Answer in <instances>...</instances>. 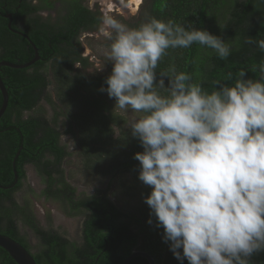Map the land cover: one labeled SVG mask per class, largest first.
I'll return each instance as SVG.
<instances>
[{"label":"trees","instance_id":"1","mask_svg":"<svg viewBox=\"0 0 264 264\" xmlns=\"http://www.w3.org/2000/svg\"><path fill=\"white\" fill-rule=\"evenodd\" d=\"M97 12L80 7L74 20L63 27L55 26L59 29H52L47 38L51 48L46 50L44 62L35 71L7 68L1 72L10 96L8 109L0 120V144L9 146L0 147V233L23 244L38 264H123L134 251L149 253L157 264H181L163 242L162 229L155 226V221L148 223L150 209L144 196L151 189L138 179L139 162L134 159L135 153L143 148L131 136L130 129L124 128L125 118L117 113L115 100L100 91L102 86L107 87L105 80L113 65L109 64L108 73L100 76L74 70L75 63L88 65L79 39L82 30H94L99 25ZM138 16L129 23L130 27H138L150 17L165 22L173 20L184 26L206 29L233 45L226 60L197 43L190 48L169 49L158 62V76L171 75L175 68L177 73L190 74L192 82L200 83L209 93L218 84L231 86L240 69L248 70L249 77L258 78L251 68L264 61V52L245 41L264 38L262 0H147ZM48 64H51L52 81L44 70ZM230 73L233 78H229ZM51 85L77 128L84 169L110 178V184L115 182L125 195L138 200V207L134 208L137 214L132 216L138 230L124 220L129 215L111 200L110 184L92 195H77L76 188L64 175V163L71 153L61 144L63 133L58 126L39 116L23 118L24 112L34 110L45 98ZM157 91L168 95L164 89ZM3 101L0 91V109ZM28 164L35 165L42 175L46 199L63 203L70 216H84L81 243L71 241L58 231L44 229L30 209V203L21 205L16 199V190L22 188L27 177ZM15 170L19 177L17 184ZM10 185L13 187H6ZM20 223L39 239L37 253L21 233ZM0 264H17L1 246ZM129 264L150 262L136 257ZM183 264L188 261L184 260ZM251 264H264V252L254 254Z\"/></svg>","mask_w":264,"mask_h":264},{"label":"clouds","instance_id":"2","mask_svg":"<svg viewBox=\"0 0 264 264\" xmlns=\"http://www.w3.org/2000/svg\"><path fill=\"white\" fill-rule=\"evenodd\" d=\"M97 19L112 41L113 68L100 91L115 108L143 113L130 131L143 148L134 159L151 189L148 223L181 264H251L264 252V61L251 68L259 78L240 69L229 74L231 86L209 93L175 68L158 76V62L194 43L226 60L232 43L173 20L150 17L133 28L107 9ZM245 42L264 52V38Z\"/></svg>","mask_w":264,"mask_h":264},{"label":"rangeland","instance_id":"3","mask_svg":"<svg viewBox=\"0 0 264 264\" xmlns=\"http://www.w3.org/2000/svg\"><path fill=\"white\" fill-rule=\"evenodd\" d=\"M146 1L147 0H141L138 2L130 0L129 2V0H121L120 2L119 0H85L86 5L93 8L95 12L98 11L100 15H102L103 11L107 9L111 15L128 26L129 23L136 21L139 17L138 15L142 7L146 4ZM79 40L82 44V55L88 58V65L85 67L80 63H75L74 70H81L91 76L107 74L109 71V64H112L107 60L112 41L99 31L98 26L94 30H89L81 34ZM44 70L47 71L49 80L52 81L54 77L51 72V64H48L47 68ZM71 110L75 111L74 108ZM116 111L125 118L123 126L126 129H130L131 122L143 115V113H137L131 109L122 110L118 107ZM33 116L43 117L58 126L59 130L62 131L61 144L67 147L68 151L71 153L64 163V175L66 180L76 188L77 195L80 197L89 196L96 193L98 190H105L110 184V178H105L96 173H89L84 169L78 144L77 128L73 126V121L70 119L69 112L58 99L57 92L53 85L48 88L45 98L34 110L26 111L23 114L24 119ZM26 171L27 177L23 180L22 188L15 193V197L19 203L21 205L26 202L30 203V209L34 211L33 213L36 219L44 229L58 231L71 241L81 243L84 216H70L65 211L63 203L54 199H46L43 194L46 185L35 165L28 164L26 166ZM131 178L132 176H130V179ZM109 194L111 200L120 208L124 209L125 213L129 215V217L124 220L131 222L132 227L138 230L139 226L137 221L132 218L134 214H137L134 208L138 207V200L135 197L125 195L121 187L115 182L110 184ZM20 228L21 233L26 235L32 246V251L37 253L39 249V239L31 230L24 227L21 223Z\"/></svg>","mask_w":264,"mask_h":264},{"label":"flooded vegetation","instance_id":"4","mask_svg":"<svg viewBox=\"0 0 264 264\" xmlns=\"http://www.w3.org/2000/svg\"><path fill=\"white\" fill-rule=\"evenodd\" d=\"M80 7L90 6L86 5L85 0H0V64L9 62L22 65L37 59L25 68L0 65V75L7 68L35 71L44 62L46 50L51 48V41L47 42L51 30L59 29L56 27H63L74 20ZM90 9L94 11L93 8ZM87 31L82 30L81 34ZM8 57L12 59L9 60ZM4 84L6 86L5 82ZM0 147L9 146L0 144ZM18 181L19 177L16 184ZM13 185L6 187L12 188Z\"/></svg>","mask_w":264,"mask_h":264},{"label":"water","instance_id":"5","mask_svg":"<svg viewBox=\"0 0 264 264\" xmlns=\"http://www.w3.org/2000/svg\"><path fill=\"white\" fill-rule=\"evenodd\" d=\"M36 60L37 59H34L33 61L22 65H14L9 62H3L0 65H7L13 68H25L36 62ZM0 89L4 97L3 105L0 109V120H1V118L4 116L9 106V92L6 89V86L3 82V79L1 78V75H0ZM15 167H16V159L14 160V168ZM15 174H16V180H18V175L16 170H15ZM0 246L4 248L11 255V257L17 262V264H38L35 257L33 256V253L29 251L23 244L1 233H0ZM136 257H144L150 262V264H157L155 259L145 251H134L125 260L123 264H129L131 260Z\"/></svg>","mask_w":264,"mask_h":264},{"label":"bare ground","instance_id":"6","mask_svg":"<svg viewBox=\"0 0 264 264\" xmlns=\"http://www.w3.org/2000/svg\"><path fill=\"white\" fill-rule=\"evenodd\" d=\"M135 1H138V2H140L141 0H135Z\"/></svg>","mask_w":264,"mask_h":264}]
</instances>
